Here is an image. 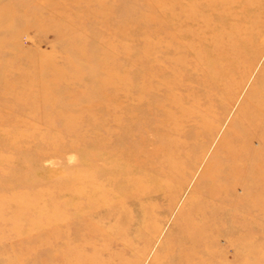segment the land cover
I'll return each mask as SVG.
<instances>
[{"label":"rangeland","instance_id":"rangeland-1","mask_svg":"<svg viewBox=\"0 0 264 264\" xmlns=\"http://www.w3.org/2000/svg\"><path fill=\"white\" fill-rule=\"evenodd\" d=\"M177 1L0 0V153L14 157V147L4 148L5 137H18L19 158L34 161L39 156L41 183L30 187L35 193L29 199H42L40 210L28 211L31 218L17 215L22 226L17 238L0 235V263H6L8 254L15 264H55L48 246L41 244L42 238L47 241L43 215L52 210L50 190L59 186L53 181L67 171L87 168L83 172L90 173L89 164L96 168L108 154L115 157L136 144L149 156L159 152L157 163L160 157L165 164L175 158L177 172L193 174L181 187V174L172 173L168 183L158 165L155 170L156 162L152 169L141 167L146 192L126 203L132 215L125 225L128 241L114 231L108 245L98 243L105 246L103 259L113 260L111 264H174L182 259V240L199 226L208 230L201 235L203 249L196 259L264 264V0H258V7L251 0H237L247 6L238 15L240 22L255 24L246 32L243 25L241 31L230 27L235 7L225 17L204 14L202 3L208 0H198L201 5L187 17H196L197 25L206 19L215 26L202 30L188 23L175 30L155 4L171 2L167 10L173 12ZM191 41L193 47L185 44ZM174 48L180 55L191 53L189 66L171 62L180 56L172 53ZM176 68L178 73L172 74ZM170 81L178 82L180 90L166 89ZM113 84L121 94L118 105L112 100ZM168 113L181 115L178 123L169 125ZM177 130L183 132L178 136ZM139 136L144 138L140 143ZM175 139L181 142L168 154L166 145ZM94 155L97 159L87 161ZM131 161L130 168L136 163ZM15 188L0 187V197ZM55 200L63 203L67 196ZM78 224L73 220L77 229ZM166 242L169 253L164 257Z\"/></svg>","mask_w":264,"mask_h":264},{"label":"bare ground","instance_id":"bare-ground-1","mask_svg":"<svg viewBox=\"0 0 264 264\" xmlns=\"http://www.w3.org/2000/svg\"><path fill=\"white\" fill-rule=\"evenodd\" d=\"M191 1L192 0H178L177 5L174 4L175 11L173 12H171V10H167V8L171 6V2H165V3L161 2L160 4L159 3L155 4V7H157V9H160L162 11L164 17L167 16L165 19L168 22L170 23L172 22L175 24V30L180 31V29L186 28L185 24L189 23L192 26L197 25L195 24L196 17L194 16L187 17V16L189 15L188 13L192 14V12L195 9L197 10V7H199L202 2L198 0L195 1L193 0V2ZM204 1L205 0H203V2ZM247 1L248 3H251L252 1L254 7L259 6L258 0H254L256 2H254L253 0L251 1L247 0ZM260 1L263 2L262 0ZM237 2H238L237 0H208L202 3V5L204 6L203 7L205 12L204 14L211 13L213 14L212 18H214L215 16L225 17L224 15L225 14L227 15V9L235 7V12L233 13V18H232V20L234 21H232L230 24L232 30L235 31V30H240V28H242L241 25L245 26L243 23L240 22V18L238 17V15L240 12H242L247 8V6L244 7L245 5H239ZM204 14H199V16L204 17L205 16ZM173 19H175L174 22L171 21ZM200 23L201 24L200 25L198 24L197 26L198 27L202 26L201 27L202 30L208 29L216 25L214 21L206 20V19L205 21L203 20ZM254 26H255L254 23L251 25L250 24L246 25L245 32L248 29L251 30ZM190 39L194 40V38H190ZM178 41L181 40L178 39ZM215 42L217 44H220L221 36L216 38ZM185 44L193 47L192 41L185 42ZM172 53L175 55L176 54L180 55L181 50L179 48H174V50H172ZM189 54H187L186 56L184 53H182V55H180L178 58L171 59V62L176 61L179 62L178 64L181 66L184 67L189 66L188 62H190L191 59L186 60ZM250 71L251 70H248V73ZM177 73L178 70L176 68L173 70L172 74L176 75ZM248 73L245 72L244 74L245 77L247 76ZM165 86L166 89L169 88L170 90L172 89H176L177 91L180 90L179 89L180 84L176 81H170ZM151 87H152L151 85H148L147 90ZM159 87L161 88L162 85L161 86L155 85L156 90L159 89ZM113 91L114 92H112V98H113L112 100L113 102H115V104L117 103L119 104L118 99L120 98L121 94L119 89H116L115 84H113ZM124 94L127 96L129 95V93L126 94V92ZM134 97L135 96H133L132 98ZM137 98H138L137 100H140L139 97ZM167 117L171 118L169 119L170 121H168L169 125H175L176 123H178V118L179 117L181 118V115L174 117V113L172 114L168 113ZM131 124L133 125L135 123H131ZM167 126H168L167 122L166 123L164 122V127ZM180 132L182 133L183 131L177 130L178 136L180 135ZM213 135L214 132L211 136L209 135L210 136L209 139L207 138L208 143L213 138ZM140 137L141 136L136 137L137 138L136 142L140 143L139 141H142L144 139ZM17 138L18 137H10V139H7L5 137L6 144L4 148L14 147V150L17 153L14 155V157H9L7 154L3 156V153H0V187L4 188V187H8L9 185L16 186L15 190H13L8 197H3V198L0 197V235L3 238L5 237L6 239L17 238L18 235L21 233L22 226L17 224V215H21L24 220L31 218V214L28 211H30L32 208L40 210L41 205L40 204L38 205V203L40 200H42L40 197H37V199H35L34 201L29 199L31 196L33 198V194L35 193V192L32 193L34 190L30 189V187L33 185H37V183L41 181L40 180L41 175H39V171H38L39 168L37 166L38 165L37 161L39 156L33 157L34 161H32V159L22 160L21 158H19L18 151L21 152L22 148L18 149L15 146L16 141L19 139ZM171 140L174 141V139ZM178 140L175 139V143L169 140V142L173 146L171 144L166 145L168 146V154H172V151L174 152V148L177 147L181 142ZM106 141L107 139L105 140V142ZM102 144L104 143L102 142L101 145ZM134 145L135 147L130 146L127 147V150L125 152L123 151L120 152V155L118 153H115L114 154L115 157L121 156V159L118 161L114 160L115 157L110 153L112 157H110L108 154L107 158H104L101 161L100 166L94 168L95 164H93L94 166L91 165L92 163L89 164V166L93 168V170H91L90 173L83 172L87 168L84 170L82 169V171L77 170V172L74 173H72V171H67L64 172V176H62L60 179L53 181L54 186L57 184L59 186L57 187V189H52L54 187L53 186L51 188L52 190H50L51 193L49 195H51V199L53 201L51 206L52 210L50 211L49 214L43 215V217H47L43 221V224L45 226L44 228H46L48 232L46 233L47 241L44 242L43 238L41 241V244H43L44 246H48V248L50 249L49 258H51V260L53 258L54 261L52 262H54L55 264H111L113 260L111 262L110 259L108 261L102 258V254L105 251L104 249L105 246L101 244L102 245L101 247L98 243L102 241V243L104 242L103 244L106 243L108 245L109 243L108 240L114 239L113 236L110 235L114 231H116V235L117 237H119V239H121V241H126V242L128 241L127 230L125 228L126 227L125 225L129 223V221L132 219V215L130 213L131 211H129L126 208L127 206L126 203L129 202L130 200L132 201L133 199L138 200L143 195H145L144 192L146 191L142 189L143 188L142 185L144 184L145 180L143 179L142 176L141 177L139 176L138 172H140L141 167L147 165L152 169L153 166L151 165L155 164L156 162L154 161L155 156L159 155V152H157L156 154L153 155L151 154V156H149L148 150L144 149L143 147H138V145L136 144ZM98 149L100 151L101 148ZM103 149H105V147H103ZM87 158H88L87 161L90 162L91 160L92 162V160H95L96 157L94 155L93 158L88 156ZM130 159H132V161L134 162L136 161L135 165L131 166V168H130V161H131ZM159 159L160 161L158 163L156 162V167L154 168L155 170L159 168L157 172L161 176H163L162 178L165 180V182L168 181L171 182L172 173H177L184 176L183 181L179 183V185L181 187H185L189 181L191 173L193 174V172L192 171L190 172L188 171L187 173L184 171H181V173L177 172L178 170L177 166L179 161L175 160V158L174 161L169 160V162L166 164L164 162L165 157H160ZM132 161H131V165H132ZM197 161L200 160L198 159ZM13 163H16L17 166L20 168L16 170L14 169V167H11L14 166ZM4 165L7 166V168L3 169L2 167ZM21 167H23V169ZM2 170H5V172L3 173ZM60 194H64L65 196H67V200L64 201L63 203L55 204L56 201L55 198ZM176 196L177 193H174L172 201H174ZM122 199H124L123 203H121L123 201ZM172 201L168 205V211H170V209H172L173 207ZM12 206H14L15 209ZM142 207L144 206L142 205L141 208ZM7 212L10 213L9 217L6 216ZM73 220H76V222L79 221L81 228L79 227V229H77V227L72 225ZM59 225L60 226L63 225L64 229L63 230L59 229ZM123 226L124 228H122ZM204 228L205 229H202V227L199 228L198 226L197 229L188 232L186 237H184V240H182L183 246L181 248V252L178 253L179 255L178 258L180 259L182 258V259L181 260L175 259V262H173L174 264H201V263L205 264V262L195 258L196 255L201 253L200 249H203L201 235L206 233V231L208 230L206 229V227ZM31 229L32 227L29 228V230ZM4 231L6 232L5 235L3 234ZM33 231L34 233L39 232L38 229H34ZM166 243H164L162 250L164 249L165 246H167L168 243L167 244ZM29 249L31 250L33 248L29 247ZM205 249L206 247H204V250ZM168 250H169V244L167 250L163 252L164 257L167 256V254L169 253ZM27 252L28 251H25L23 253H27ZM6 255L7 256H5V259L7 261L5 264H15L13 260L14 258H11L10 255L8 254ZM118 255L120 254L118 253L117 256ZM117 256L115 257V260L116 259L118 260ZM119 261L120 260H118L117 262ZM120 263H124V262L122 261Z\"/></svg>","mask_w":264,"mask_h":264}]
</instances>
